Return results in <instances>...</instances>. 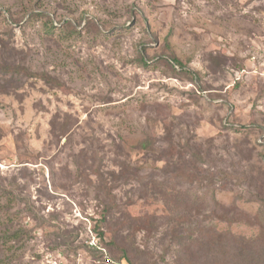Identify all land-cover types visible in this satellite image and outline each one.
I'll return each instance as SVG.
<instances>
[{"label": "rangeland", "instance_id": "1", "mask_svg": "<svg viewBox=\"0 0 264 264\" xmlns=\"http://www.w3.org/2000/svg\"><path fill=\"white\" fill-rule=\"evenodd\" d=\"M1 62L61 86L0 76V264L264 236V0H0Z\"/></svg>", "mask_w": 264, "mask_h": 264}, {"label": "trees", "instance_id": "2", "mask_svg": "<svg viewBox=\"0 0 264 264\" xmlns=\"http://www.w3.org/2000/svg\"><path fill=\"white\" fill-rule=\"evenodd\" d=\"M90 23L92 26L97 30L101 31L100 26L94 21L90 20ZM67 28L70 30V32L73 33H78L77 27L74 26L72 23L67 22ZM139 62L142 63L143 65H147L148 61L144 59V56L141 54L140 57L138 58ZM171 61H168V64L170 65L171 69L173 71H176L175 66L180 67L181 69H185V66L181 62L179 58L176 56L171 57ZM172 62V64L170 63ZM26 75L30 77H37V78H45L46 81H52L56 86H61V83L59 80L53 78L52 80L50 76L46 75L45 73H34L29 70H27L25 67H23L21 64H16V63H7V62H1L0 63V76H3L7 78L9 76V79L14 81V79L18 75ZM29 77V78H30ZM197 80L198 76L193 75L192 79ZM97 235L100 237L101 243H104L103 241V236L104 233L100 229V227L96 228ZM212 240V245H214V249L212 251L213 257L216 258V260L213 262V264H264V236L257 235L256 238L252 240H246L242 239V246L237 249L236 251V246L235 244L231 246L233 250H227L226 245L220 243L216 236ZM236 240V239H235ZM202 241L201 239L198 240ZM204 246H206V243L204 244L201 242V246L198 247L196 250L201 251V253H197V257L203 258L205 255V250ZM94 248L96 249L95 251L102 253V251L99 249L100 247L98 245H95ZM200 249V250H199ZM195 256H193V259H190L187 261L186 255L183 257H180L179 259V264H195V261L198 259H194Z\"/></svg>", "mask_w": 264, "mask_h": 264}, {"label": "built area", "instance_id": "3", "mask_svg": "<svg viewBox=\"0 0 264 264\" xmlns=\"http://www.w3.org/2000/svg\"><path fill=\"white\" fill-rule=\"evenodd\" d=\"M92 244H93V242H92Z\"/></svg>", "mask_w": 264, "mask_h": 264}]
</instances>
